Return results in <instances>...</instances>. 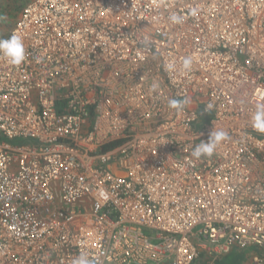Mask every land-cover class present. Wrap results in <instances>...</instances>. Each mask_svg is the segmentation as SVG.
<instances>
[{
	"label": "built area",
	"instance_id": "obj_1",
	"mask_svg": "<svg viewBox=\"0 0 264 264\" xmlns=\"http://www.w3.org/2000/svg\"><path fill=\"white\" fill-rule=\"evenodd\" d=\"M12 35L0 264H217L237 247L264 264V0H31ZM214 128L228 139L192 158Z\"/></svg>",
	"mask_w": 264,
	"mask_h": 264
},
{
	"label": "clouds",
	"instance_id": "obj_2",
	"mask_svg": "<svg viewBox=\"0 0 264 264\" xmlns=\"http://www.w3.org/2000/svg\"><path fill=\"white\" fill-rule=\"evenodd\" d=\"M195 15V13H193ZM171 23H181L183 18L181 16L171 14L169 16ZM0 56L6 59V61L14 67H19L26 59V50L22 39L16 35H12L7 39L0 38ZM193 66V60L191 57H185L183 60V68L186 71H190ZM188 103L187 100L170 99L168 106L170 109L181 111ZM213 107L212 104H208L206 111ZM251 126L264 133V106L257 107L253 117L251 118ZM228 139V133L224 130H216L215 128L209 133L207 141H201L191 152V157L199 160L201 158H210L217 146ZM72 264H93L88 255L80 254L73 261Z\"/></svg>",
	"mask_w": 264,
	"mask_h": 264
},
{
	"label": "trees",
	"instance_id": "obj_3",
	"mask_svg": "<svg viewBox=\"0 0 264 264\" xmlns=\"http://www.w3.org/2000/svg\"><path fill=\"white\" fill-rule=\"evenodd\" d=\"M28 2L29 0H0V38L5 39L9 37L18 21L19 14L23 11ZM63 109L64 103H61L59 105V111L62 113L64 112ZM12 143L17 145H29L33 142L24 139L12 141Z\"/></svg>",
	"mask_w": 264,
	"mask_h": 264
},
{
	"label": "rangeland",
	"instance_id": "obj_4",
	"mask_svg": "<svg viewBox=\"0 0 264 264\" xmlns=\"http://www.w3.org/2000/svg\"><path fill=\"white\" fill-rule=\"evenodd\" d=\"M30 1L31 0H29V2ZM256 252L257 248L255 247H250L247 249L233 248L232 251L220 259L217 264H249L250 257Z\"/></svg>",
	"mask_w": 264,
	"mask_h": 264
}]
</instances>
